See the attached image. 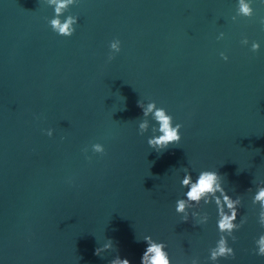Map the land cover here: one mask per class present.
Masks as SVG:
<instances>
[{
	"label": "water",
	"instance_id": "1",
	"mask_svg": "<svg viewBox=\"0 0 264 264\" xmlns=\"http://www.w3.org/2000/svg\"><path fill=\"white\" fill-rule=\"evenodd\" d=\"M59 2L0 0V264H141L146 235L170 264H264V0H243L251 17L241 0H73L56 14L78 18L71 37L49 24ZM138 101L183 124L178 145L150 148ZM184 170L224 176L236 227L215 200L175 211ZM222 238L235 258L212 259Z\"/></svg>",
	"mask_w": 264,
	"mask_h": 264
},
{
	"label": "clouds",
	"instance_id": "2",
	"mask_svg": "<svg viewBox=\"0 0 264 264\" xmlns=\"http://www.w3.org/2000/svg\"><path fill=\"white\" fill-rule=\"evenodd\" d=\"M52 3H57V0H52ZM73 3V0H60L58 6L54 9V17L49 22L52 30L60 36L71 37L76 32V27H72L78 21V18L73 15H68L64 18L63 23H61L60 18L56 15L62 10H67L68 5ZM240 11L248 16H253L254 8L251 3H243L241 0ZM242 43L247 44L245 39ZM260 48V43L253 42L252 50L257 51ZM110 49H115L116 53L121 51V41L116 40L115 42L110 43ZM223 60L228 61L229 57L225 53L220 54ZM109 61L115 59V55L112 53L109 54ZM138 106L143 109V116L149 117L152 116V120L156 121L157 126H153L149 120L144 119L138 123V131L140 135H144L149 132L151 128L152 135L148 138V145L151 149L155 150L157 153H163L168 150L172 145H178L182 140L181 129L183 124L176 123L174 117L170 115L164 107H158L155 101L149 103L147 107H144V104L141 101H138ZM53 129L46 130V134L49 137H52ZM159 133V134H157ZM96 152L104 154L106 149L100 144L93 145ZM91 157H89V160ZM185 175L181 180V185L187 189L185 196L186 198H180L176 201L175 211L178 213H185L187 208L192 207L196 204H199L201 200L204 203H211L212 200H215L217 204L218 215L222 218L218 221V227L221 231L232 230L236 225L233 224V220L237 218V211L235 209V202L233 198L228 194L227 190L222 186L218 181H222L224 176H222L218 170H203L198 174V177L193 182V176L188 170H184ZM219 192L220 196L223 197L221 200L220 196H217L216 193ZM257 200L264 201V188H261L258 195L256 196ZM191 202V204L189 203ZM227 204L229 210L232 211V215L229 216L224 213V204ZM187 220V215L184 217ZM147 244V248L144 251L141 257V264H170V254L166 250L167 245L164 242L155 240L151 235H146L144 240ZM261 248L257 255L264 257V237H261L260 240ZM112 247V241L109 239V243L104 245L105 249H110ZM101 249L98 247L95 254L100 255ZM235 250L227 246V241L225 239H220L218 243V248L212 252V259L215 260L221 256L225 258H235ZM111 264H131V261L127 258H121L117 256L114 260L111 261ZM173 264V262H172ZM178 264V261H177Z\"/></svg>",
	"mask_w": 264,
	"mask_h": 264
}]
</instances>
